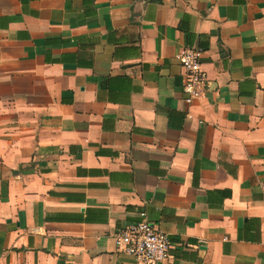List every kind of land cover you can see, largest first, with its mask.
<instances>
[{
	"label": "crops",
	"instance_id": "0c3cea01",
	"mask_svg": "<svg viewBox=\"0 0 264 264\" xmlns=\"http://www.w3.org/2000/svg\"><path fill=\"white\" fill-rule=\"evenodd\" d=\"M140 212L156 264H264V0H0V264H133Z\"/></svg>",
	"mask_w": 264,
	"mask_h": 264
},
{
	"label": "built area",
	"instance_id": "2783aa9c",
	"mask_svg": "<svg viewBox=\"0 0 264 264\" xmlns=\"http://www.w3.org/2000/svg\"><path fill=\"white\" fill-rule=\"evenodd\" d=\"M202 52L200 48L189 47L176 56L182 70L181 91L186 105L198 101L205 90L206 77L200 64ZM138 217V221L124 226L114 234L113 241L117 251L130 257L133 264H156L164 261L169 249L166 236L157 231L143 212Z\"/></svg>",
	"mask_w": 264,
	"mask_h": 264
}]
</instances>
